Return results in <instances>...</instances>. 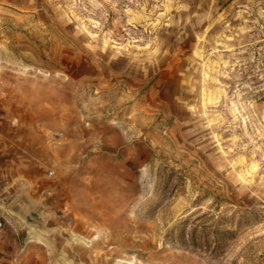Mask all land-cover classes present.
<instances>
[{
    "label": "rangeland",
    "instance_id": "rangeland-1",
    "mask_svg": "<svg viewBox=\"0 0 264 264\" xmlns=\"http://www.w3.org/2000/svg\"><path fill=\"white\" fill-rule=\"evenodd\" d=\"M0 264H264V0H0Z\"/></svg>",
    "mask_w": 264,
    "mask_h": 264
},
{
    "label": "built area",
    "instance_id": "built-area-1",
    "mask_svg": "<svg viewBox=\"0 0 264 264\" xmlns=\"http://www.w3.org/2000/svg\"><path fill=\"white\" fill-rule=\"evenodd\" d=\"M2 226V223L0 222V227Z\"/></svg>",
    "mask_w": 264,
    "mask_h": 264
}]
</instances>
